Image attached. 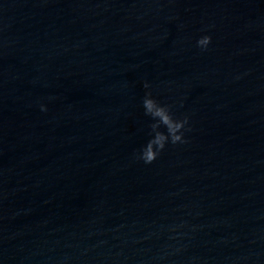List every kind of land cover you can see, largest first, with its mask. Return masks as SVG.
<instances>
[{
	"label": "water",
	"instance_id": "obj_1",
	"mask_svg": "<svg viewBox=\"0 0 264 264\" xmlns=\"http://www.w3.org/2000/svg\"><path fill=\"white\" fill-rule=\"evenodd\" d=\"M0 264H264V0H0Z\"/></svg>",
	"mask_w": 264,
	"mask_h": 264
},
{
	"label": "clouds",
	"instance_id": "obj_2",
	"mask_svg": "<svg viewBox=\"0 0 264 264\" xmlns=\"http://www.w3.org/2000/svg\"><path fill=\"white\" fill-rule=\"evenodd\" d=\"M211 42V37L207 34L200 36L196 45L201 50H206ZM145 89L149 88L147 82L144 83ZM144 114L151 119L149 124V138L146 143L137 150L134 155L137 160L144 164L153 163L167 144L177 145L187 142L185 132L188 131L189 116L182 118L174 116L172 105L162 104L155 99L151 91H146L141 100ZM41 110H45L41 105Z\"/></svg>",
	"mask_w": 264,
	"mask_h": 264
}]
</instances>
